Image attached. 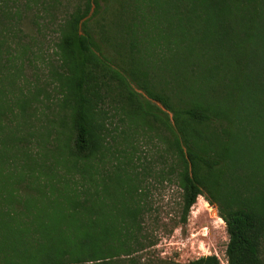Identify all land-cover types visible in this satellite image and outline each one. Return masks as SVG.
<instances>
[{
  "label": "trees",
  "instance_id": "obj_1",
  "mask_svg": "<svg viewBox=\"0 0 264 264\" xmlns=\"http://www.w3.org/2000/svg\"><path fill=\"white\" fill-rule=\"evenodd\" d=\"M157 1L78 0L60 17L51 72L64 117L46 161L27 138L33 99L16 111L4 84L25 1L0 0V264H223L143 260L158 238L138 172L106 163L111 109L166 143L181 222L203 195L226 223L228 264H264V0H175L172 27ZM232 11L251 24L230 26ZM206 14L219 25L199 26Z\"/></svg>",
  "mask_w": 264,
  "mask_h": 264
},
{
  "label": "rangeland",
  "instance_id": "obj_2",
  "mask_svg": "<svg viewBox=\"0 0 264 264\" xmlns=\"http://www.w3.org/2000/svg\"><path fill=\"white\" fill-rule=\"evenodd\" d=\"M24 1L18 15L16 36L13 38L16 42L19 41L16 48L14 47L18 55L8 64V69L13 75L9 76L4 84L11 95L13 94L16 111H19L20 107L15 101H19L24 95L33 99L27 138L34 142L33 146L40 151L39 157L46 160V153L53 147L56 130L60 128V120L64 117L59 110L58 91L52 82L51 72L58 40L56 24L78 0ZM174 2L175 0H160L153 7L154 12L162 14L160 26L175 25L166 13L168 8L174 6ZM227 16L228 24L233 28L251 24L248 20L240 22L243 17L238 11H232ZM217 20L218 16L206 14L197 24L202 27L209 22L219 25ZM254 25L263 29L264 17ZM169 61L174 67V60L169 58ZM158 64L159 61L155 62L157 67ZM164 75L158 74L162 84L166 83L164 79H170L168 74L166 78ZM137 89L148 97L144 90ZM152 101L166 110L161 102ZM169 113L172 117V112ZM16 119L13 117L17 123ZM106 126L107 137L113 144L112 155L109 154L106 163L115 168L120 162L121 166L131 173L138 172L135 176L144 191V201L149 207L145 218L146 225L149 227V233L158 238L156 246L141 254L145 256L143 260L162 258L188 262L204 255L215 254L223 264H228L226 250L229 235L225 221L219 216L217 205H211L201 195L192 207L188 222H181L183 189L171 175L172 161L165 152L166 143L156 134L155 128L135 125L115 109L108 111ZM97 162L102 164L101 161ZM64 169L62 167L60 171L64 172ZM107 173L108 170L101 171V174ZM115 184L117 186L118 182H113V186Z\"/></svg>",
  "mask_w": 264,
  "mask_h": 264
}]
</instances>
